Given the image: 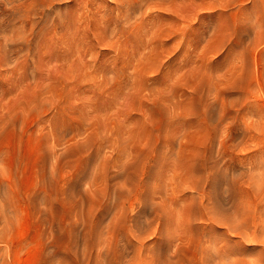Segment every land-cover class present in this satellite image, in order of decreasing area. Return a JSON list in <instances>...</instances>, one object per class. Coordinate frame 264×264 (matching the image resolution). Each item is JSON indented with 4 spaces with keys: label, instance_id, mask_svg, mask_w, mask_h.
I'll list each match as a JSON object with an SVG mask.
<instances>
[{
    "label": "rangeland",
    "instance_id": "374dc122",
    "mask_svg": "<svg viewBox=\"0 0 264 264\" xmlns=\"http://www.w3.org/2000/svg\"><path fill=\"white\" fill-rule=\"evenodd\" d=\"M236 222L252 263L264 0H0V264H226Z\"/></svg>",
    "mask_w": 264,
    "mask_h": 264
},
{
    "label": "bare ground",
    "instance_id": "6f19581e",
    "mask_svg": "<svg viewBox=\"0 0 264 264\" xmlns=\"http://www.w3.org/2000/svg\"><path fill=\"white\" fill-rule=\"evenodd\" d=\"M209 219H212V218H210V217H208ZM232 218V217H231ZM254 218V217H253ZM213 220V219H212ZM234 220H236V221H238V219H234L233 218V220L231 219V221L233 222ZM208 221V220H207ZM210 221V220H209ZM215 221V220H214ZM214 221H213V223H214ZM231 221H229V223L231 222ZM211 223H212V221H210ZM231 222V223H232ZM212 223V224H213ZM235 223V222H234ZM244 223V222H243ZM250 223V222H249ZM215 224H217L218 225V223H215ZM236 225L238 226L239 224L236 222ZM236 225H234V224H231L230 226L229 225H227V227L226 228H228L227 230V233H228V239H229V254L227 255V257H226V264H264V256H263V254L264 253H262V251H264V250H262L261 249V253L258 251V253H260L262 256V258L258 255V258L260 257L261 259H260V261H258V262H256L255 260L256 259H258V258H256L252 263H250L251 261L250 260H248V261H250V262H247L245 259H243V257L241 256V255H246V254H238V251H236V249L237 248H239L238 250H241V251H245L246 252V250H247V243H248V241H247V238L244 236V231H243V229L244 228H242L244 225H241V223H240V228H239V226L237 227ZM246 225V224H245ZM242 226V227H241ZM246 227V226H245ZM249 229H250V227H249ZM264 234V233H263ZM259 235V234H258ZM227 236V235H226ZM254 237V236H253ZM260 237V236H259ZM223 240V239H222ZM227 241V240H226ZM244 242V243H243ZM253 242V241H252ZM263 242V241H262ZM224 243V242H223ZM243 243V244H242ZM224 246V245H223ZM262 247V246H261ZM264 247V246H263ZM223 248H225V246L223 247ZM215 249V248H214ZM213 250V249H212ZM225 250V249H224ZM226 251H228V250H226ZM248 251V250H247ZM253 251H255V249L253 250ZM213 252H215V250L213 251ZM237 252V253H236ZM216 253V252H215ZM225 253V252H224ZM216 254H218V252L216 253ZM216 254H214L213 255V258L214 259H212V261H214L215 260V257L214 256H216ZM212 255V254H211ZM220 255V254H219ZM225 256H226V254H225ZM208 257H210V255L208 256ZM212 257V256H211ZM217 257H219V256H217ZM253 257V256H252ZM254 258V257H253ZM210 259V260H211ZM219 259H221V258H219ZM222 260V259H221ZM220 260V261H221ZM224 260V259H223ZM212 261H211V264H212ZM219 261V260H218ZM219 261V262H220ZM225 261V260H224ZM223 261V262H224ZM203 262V261H202ZM207 262V261H206ZM205 262V263H206ZM214 262H216V261H214ZM217 264H218V262H216ZM215 263V264H216ZM207 264V263H206ZM209 264V263H208ZM224 264H225V262H224Z\"/></svg>",
    "mask_w": 264,
    "mask_h": 264
}]
</instances>
